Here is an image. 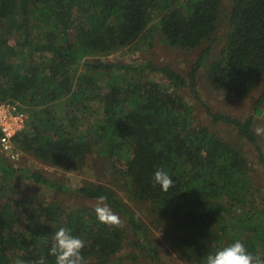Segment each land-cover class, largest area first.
I'll use <instances>...</instances> for the list:
<instances>
[{
    "label": "trees",
    "instance_id": "1",
    "mask_svg": "<svg viewBox=\"0 0 264 264\" xmlns=\"http://www.w3.org/2000/svg\"><path fill=\"white\" fill-rule=\"evenodd\" d=\"M222 1L0 0V102L32 108L29 123L14 139L21 160L0 151V264L17 259L31 264L41 256L55 264L49 250L61 227L85 241L87 264H111L128 249L126 259L161 264L148 226L114 189L98 183L72 190L52 182L22 163L23 152L66 169L83 168L93 154L103 157L127 194L148 206L166 239L191 264H205L208 254L236 240L264 258V202L248 160L242 149L196 122L193 107L178 92L189 88L199 100L196 78L209 48L188 79L146 64L164 74L172 90L147 79L117 81L114 72H137L134 66L89 61L133 45L155 19L168 44L198 48L216 32ZM18 54L29 67L13 61ZM82 63L85 73L77 76ZM207 77L213 88L239 99L257 88L264 77V0H232L225 46ZM263 106L264 89L246 120L210 116L235 127L264 167L254 131ZM160 168L173 180L166 192L153 179ZM20 180L73 194L82 203L69 206L56 198L32 203L20 193ZM101 195L121 227L98 221L94 207Z\"/></svg>",
    "mask_w": 264,
    "mask_h": 264
},
{
    "label": "rangeland",
    "instance_id": "2",
    "mask_svg": "<svg viewBox=\"0 0 264 264\" xmlns=\"http://www.w3.org/2000/svg\"><path fill=\"white\" fill-rule=\"evenodd\" d=\"M232 8V0H223L220 14V20L216 27V32L210 40H205L203 44L195 49L176 48L168 44L160 33L158 21L149 26L148 30L131 46L120 48L107 55H100L90 58L89 61L110 64H123L126 66H134L137 72H114L117 81L142 80L147 79L161 85L165 90H172V84L167 77L160 72H152L146 69V64L161 68L168 67L175 72L181 74L188 79L189 72L197 61L200 53L209 48V53L204 60L203 66L199 70L196 78L195 90L198 92L199 100L195 99L189 88L179 90L183 100L191 105L194 109L193 117L196 122L204 126L211 135L224 140L242 149V153L248 160V166L253 176V184L260 190L258 200L264 202V167L259 163V157L253 147L240 136L239 131L225 123H216L213 121L210 114H220L238 120H246L253 116L256 101L264 89V77L257 88L246 98L239 99L235 96L213 88L208 82V67L211 62L215 61L221 54L227 35L229 33V15ZM16 42V41H15ZM22 52L27 50L18 48ZM16 59V60H15ZM21 54L15 56L13 61L21 62L22 67L28 66V61L23 60ZM23 60V61H22ZM31 62V59H30ZM33 66V63L31 62ZM30 66V65H29ZM28 66V67H29ZM85 65L82 63L75 68L77 76L85 73ZM138 75V73H140ZM57 105H60L57 104ZM15 107L22 111L32 110L30 105H22L15 103ZM257 126L264 128V106L263 114L260 117H254V131ZM184 133V132H183ZM256 133V132H255ZM260 144L264 149V133L257 135ZM0 154H2L0 152ZM1 158V155H0ZM103 157L93 154L88 158L86 166L83 168L66 169L61 167H53L33 159L29 154L23 152L22 163L31 166L34 170L40 171L48 177L52 182L64 185L72 190H77L80 186L86 184H104L109 188L114 189L118 196L130 207L138 213L142 220L149 228V235L153 246L156 248L161 264H191L185 255L177 252L166 239L163 229L155 223L154 217L150 214L148 206L143 202H137L127 194L120 178L108 169ZM21 160V159H20ZM19 187L21 191L30 196L36 201H50L56 198L69 206L82 203L73 194L57 192L45 187L35 186L29 181L20 180ZM131 252L130 249L121 253L118 258L112 259L111 264H155L150 258H141L137 262L124 258L125 255Z\"/></svg>",
    "mask_w": 264,
    "mask_h": 264
},
{
    "label": "clouds",
    "instance_id": "3",
    "mask_svg": "<svg viewBox=\"0 0 264 264\" xmlns=\"http://www.w3.org/2000/svg\"><path fill=\"white\" fill-rule=\"evenodd\" d=\"M255 132L260 135L264 133V128L257 126ZM153 179L165 192L173 186L171 176L162 168L154 172ZM105 201V196L97 197L94 212L98 221L108 226L121 227L120 217L112 211ZM84 247V240L73 235L70 229L61 227L52 237L49 254L55 258V264H87L82 255ZM14 264H25V262L22 259H17ZM31 264H47V261L45 257L41 256L39 259L33 260ZM205 264H264V258L252 254L243 242L236 240L215 254H208Z\"/></svg>",
    "mask_w": 264,
    "mask_h": 264
},
{
    "label": "built area",
    "instance_id": "4",
    "mask_svg": "<svg viewBox=\"0 0 264 264\" xmlns=\"http://www.w3.org/2000/svg\"><path fill=\"white\" fill-rule=\"evenodd\" d=\"M29 121L28 111L19 110L9 102H0V151L11 161L15 162L20 159V151L14 139Z\"/></svg>",
    "mask_w": 264,
    "mask_h": 264
}]
</instances>
